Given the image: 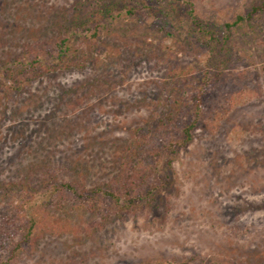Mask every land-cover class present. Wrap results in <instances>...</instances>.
Returning <instances> with one entry per match:
<instances>
[{"label": "rangeland", "instance_id": "1", "mask_svg": "<svg viewBox=\"0 0 264 264\" xmlns=\"http://www.w3.org/2000/svg\"><path fill=\"white\" fill-rule=\"evenodd\" d=\"M84 1L0 0V67L39 52L53 64L42 46ZM191 1L219 22L250 2ZM136 13L96 38L80 27L61 31L78 48L70 69L45 70L16 88L0 68V220L18 205L19 194L4 190L10 181L36 185L48 173L92 187L123 172L128 146L167 104L166 81L175 77L178 98L196 102L197 80L214 69L208 51L163 38L159 15ZM255 19L234 33L231 60L202 87L192 140L172 157L164 188L129 211L109 201L107 211L91 212L55 205L38 186L26 213L36 214L40 231L7 264H264V25ZM150 159L142 160L148 184Z\"/></svg>", "mask_w": 264, "mask_h": 264}, {"label": "trees", "instance_id": "2", "mask_svg": "<svg viewBox=\"0 0 264 264\" xmlns=\"http://www.w3.org/2000/svg\"><path fill=\"white\" fill-rule=\"evenodd\" d=\"M85 1L81 2L79 7H74L69 15H63L61 18L63 23L61 22L60 26L53 31L51 41L49 43L45 41L42 46L48 59H52L54 63L39 61L37 55L41 52L26 61L15 57L9 60L10 65L2 66L1 64L0 68L6 80H11L13 84H16V88H20L24 82L42 75L45 70L50 71L57 66L70 69L78 62L72 57L77 56L74 53L78 48L73 47L68 42V36H62L61 31L80 27L83 32H88L90 37L96 38L106 25L113 24L119 19L122 21L135 17L136 11L144 8L153 15L160 16L162 24L157 29L163 33V38L169 37L178 44L181 41L191 43L196 48H205L208 51L207 58L214 69L205 71L204 78L197 80V84L202 82L200 86H197L199 88L197 93L192 95V99L197 102L200 100L202 87L208 83L209 75L219 74L223 66L231 60L230 44L234 43L236 37L234 33L246 24L253 28L250 22L255 18L261 19L264 25V0H250L245 12H238L231 20L223 22L209 20L200 15L191 0ZM167 22H171L175 27L165 29ZM261 43L264 44L263 41ZM183 77L184 82L190 83V78H187L186 74ZM164 84L163 90L166 93L167 104H163L165 108L161 111L156 125L128 146L127 152L122 157L125 169L118 176H114L105 184L92 187H87L73 179L58 180L53 174L48 173L45 177L41 176L36 185L12 181L5 185L4 190H13L19 195L15 209L11 213H4L0 220V264H7L16 253L25 250L36 241V234L40 231L39 220L33 211L26 213V200L38 186L50 192L48 200L55 205L70 203L77 207L83 206L91 212L107 211L112 206L109 201L119 205V211H129L138 201L151 195L155 189L165 187L170 179V174L166 171L171 166L172 157L192 140V132L201 108L199 103L194 102L191 106L184 102L182 96L178 98L180 84L175 77ZM149 158L154 159L153 161L150 159L151 172L153 169L156 170L153 173L155 181L151 184L146 181L148 168H143L142 162ZM159 158L166 159L164 164H167V167L163 162L160 163Z\"/></svg>", "mask_w": 264, "mask_h": 264}]
</instances>
